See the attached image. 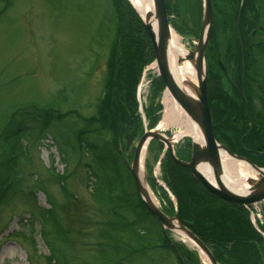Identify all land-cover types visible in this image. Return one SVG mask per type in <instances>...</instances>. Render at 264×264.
<instances>
[{
	"label": "rangeland",
	"instance_id": "rangeland-1",
	"mask_svg": "<svg viewBox=\"0 0 264 264\" xmlns=\"http://www.w3.org/2000/svg\"><path fill=\"white\" fill-rule=\"evenodd\" d=\"M118 6L123 15L117 14L112 0H0V165L8 161L11 154H16L18 162V173L13 172L9 178L10 183L14 181L13 185L0 192V264H49L51 254L65 257L67 264H181L174 246L186 264H200V261L209 264L193 243L174 232L169 235V247H163L165 234L157 221L139 206L133 177L118 156V153H123V157L129 153L132 159L141 135L137 132L131 139L123 140V137L115 138L107 129L111 128L108 121L114 125L115 107L126 108L115 82L112 85L110 61L118 33L127 26L132 27L128 23L131 16L127 9L134 5L129 0H117ZM167 7L172 30L179 36L177 30L186 33L180 41L191 50L201 30L203 0H168ZM133 10L143 25L142 15ZM212 29L210 40L214 38L217 56L224 59L229 48L225 45L229 33L224 31L222 23L214 34ZM150 44L154 54L151 41ZM243 46L246 48V44ZM251 50L255 54V47H249L246 54H251ZM154 62L155 54L146 66L138 62L137 67L141 65V69L134 98L141 106L136 114L142 125L148 123L145 109L153 107L151 115L158 116L157 127L164 116L166 86ZM206 69L208 76L207 60ZM236 73L239 78L241 69ZM248 74L246 67L243 84L246 92L251 80ZM158 80L163 86L150 98L153 84ZM221 81L227 84L226 79ZM230 97L239 104L236 93H231ZM106 98L113 102V108H105ZM208 105L210 109L214 106L209 99ZM215 105L218 114L210 110L212 125L219 128L215 138L220 144L241 151L244 139L237 130L241 114L226 112L225 103ZM24 111L43 112L51 120L50 126L45 129L31 118H23ZM104 113L108 115L107 121ZM122 114L123 120L127 114ZM56 115L59 117L55 118ZM14 124L22 131L5 139L6 128ZM79 127L90 129L92 135L88 133L86 136L90 137L85 138L96 142L103 150L106 147L112 152L111 148L117 146L113 151L120 162L121 177L105 176L85 146V140L76 137ZM175 130L177 127L172 124L161 128L160 133L170 138ZM191 143L190 137L173 141L175 155L180 160L191 159ZM13 144L12 152L8 146ZM161 145L156 142L148 145L142 169L158 206L168 215H175L177 200L168 188L170 178L164 170V167L169 168L170 156L165 154V159L158 164L165 150L164 144ZM24 148L23 158L20 152ZM174 163L172 182L179 189L183 177L185 184L191 181L187 169L192 173L189 168ZM256 164L263 168L264 160L259 159ZM1 179L0 168V189L6 187ZM62 185L66 192L61 189ZM48 206L56 209L63 230L49 224L45 242L37 234L34 249L16 232L27 231L21 220H31L33 216L42 219L39 207ZM262 223L264 227V218ZM37 230H40L39 224Z\"/></svg>",
	"mask_w": 264,
	"mask_h": 264
},
{
	"label": "trees",
	"instance_id": "trees-1",
	"mask_svg": "<svg viewBox=\"0 0 264 264\" xmlns=\"http://www.w3.org/2000/svg\"><path fill=\"white\" fill-rule=\"evenodd\" d=\"M113 4L118 11L117 14H119V16L123 15L121 8L119 6L117 7V0H113ZM127 11L131 16L128 23L132 27L127 26L123 29L122 33H118V43L116 44V48L113 49L110 61V73L113 77V80H111L112 85L115 82L114 86L117 89L116 91H118V93L123 96L126 108L121 110L118 107H115L116 111H114V113L116 118L114 119V125L111 124L112 121H108V124H110L111 128L107 127L108 130L113 132L115 138L123 137V140H129L131 137L136 135L137 132L140 133V135L143 132L142 120L139 117V114H136L138 110V104L135 103L136 98H134L136 97L135 84L138 73L141 69V65L138 67L137 65L138 62H141L144 64V66H146L154 59L149 37L146 34V31L143 28L139 18H137V13L133 10V8H128ZM182 34L186 33L183 32ZM149 51L151 52L150 55H148ZM145 63L147 64L145 65ZM157 82L158 83L154 82L153 84V92L151 93L150 98H153V96L156 95L158 90H160L163 86L161 81L158 80ZM119 101L121 100L119 99ZM105 102V108H107V106H109V108H113L112 101L106 98ZM119 103L123 105L122 101ZM153 109V107H148L145 109L147 113L148 126L150 128L153 127L156 120H158V116L151 115L153 113ZM122 113L127 114L123 120ZM104 115L107 121L108 115L105 113ZM22 117L31 118L35 124L37 123L39 126L45 127V129L50 126L51 120L48 119V117L43 112L29 113L28 111H24ZM58 117L59 116L56 115L55 118ZM100 126L98 128L103 129V127ZM82 128L83 127H79V129H77L76 137L83 142L85 140V146L93 154L94 160L102 168L105 176L111 175L112 177H121L122 171L120 168V162L125 165L126 169L128 166L120 153H118L120 162L115 159L114 156L116 155L114 154L113 148L117 146L113 145L114 147L111 148L112 152L105 147L104 149L107 152L106 154L105 150L100 148L96 142H88L85 138L87 137L86 134L88 135L89 133L92 135L93 132H91L88 128ZM213 128L216 137L217 134L215 132V127ZM20 131L22 130L17 128L16 124H14L13 126L6 128L3 136L5 139H8L11 135L18 134ZM237 133L239 134V132ZM153 142H156L159 147L162 146L160 142ZM8 147L13 152L15 149V144ZM229 150L237 153L236 149L233 151L229 148ZM20 154L23 156V158L25 157V148L21 150ZM168 160L170 162L169 168L164 167V170L165 173H167V176L170 178L168 181V188L173 192L177 200V214L180 221L197 237H199L209 248H211L214 257L220 264H264V241L261 235L252 227L247 210L241 205L225 202L210 194L201 185V183L188 172V169L187 173L189 179L191 180L190 183L185 184V178L183 177V180L180 181L179 189H176L172 182L174 178L171 173L176 164L170 157ZM165 162L166 160L164 163ZM0 168L1 173L3 174V179H1L2 185L6 184V187L0 189V192H3L14 183V181L11 183L9 182L11 174L13 172L15 174L18 173L16 172L18 171L16 154H11L8 161H3L1 163ZM133 184L135 185L134 180ZM61 189L66 192L64 185H62ZM32 195L36 196V193H32ZM138 202L143 211L152 216L160 225L157 218L145 208L139 197ZM55 211L56 209L53 206H49L48 208L39 207L38 214L42 219L38 220L37 217L33 216L31 220H21L24 228H27V231L25 230V232L22 233L16 232L17 235L22 237L23 240L28 241L29 244L35 249L36 235L39 234L45 242V231L49 224L53 227L57 226L59 229L63 230V228L60 226L61 224L59 219L56 217ZM38 224L40 226L39 231L37 230ZM164 239L163 247L167 248L169 247V242L166 235ZM48 258L49 264H67L65 257L61 258L57 254L56 256L51 254V256Z\"/></svg>",
	"mask_w": 264,
	"mask_h": 264
},
{
	"label": "water",
	"instance_id": "water-1",
	"mask_svg": "<svg viewBox=\"0 0 264 264\" xmlns=\"http://www.w3.org/2000/svg\"><path fill=\"white\" fill-rule=\"evenodd\" d=\"M129 2L132 5L130 0ZM133 8L135 9L134 6ZM202 8L203 17L201 30L196 42L194 43V47L191 50H188L187 54L183 58L178 59L179 63L185 60L191 62L196 70L197 85L192 86L196 95L195 99L188 96V94L179 87L169 69L167 49L170 28L168 24L165 0H152V9L145 14L144 18L142 17V21L154 49V64L157 67L158 76L163 80L166 86V92L170 93L179 106L197 124L203 136L204 142L201 145L192 139L191 159L189 161H182L175 155L172 138L166 137L156 129L149 130L145 124L144 132L135 146L134 155L131 159L130 154L128 153L126 156V162L133 176L136 189L141 200L148 211L157 218L163 229L172 233L174 232L182 238L187 239L205 255L209 264H217L208 247L195 234H193L191 230L180 222L177 213L170 217L152 202L149 190L147 191L146 189L147 182L144 174L143 172L140 174V162L147 145L151 140L156 139L164 144L173 161L189 168L192 176L198 179L203 187L217 198L227 202L244 205L264 198V169L258 168L250 162H247L242 157L231 153L224 145L217 142L213 134L211 113L207 99V69L204 61L205 48L212 28L211 0H203ZM152 20L157 23L156 32L152 28ZM219 150L224 151L232 158L249 164L257 172V178H249L246 180L250 188L244 194H237L233 192L221 181L218 173L221 161ZM200 164H206L211 167L216 185H213L201 173L198 169V165ZM177 257L180 259L179 255H177ZM181 262L182 264H185L182 260Z\"/></svg>",
	"mask_w": 264,
	"mask_h": 264
},
{
	"label": "flooded vegetation",
	"instance_id": "flooded-vegetation-1",
	"mask_svg": "<svg viewBox=\"0 0 264 264\" xmlns=\"http://www.w3.org/2000/svg\"><path fill=\"white\" fill-rule=\"evenodd\" d=\"M211 8L212 33L222 23L224 31L229 33L228 41L225 42L229 48L226 49V57L221 59L217 56L214 38L209 39L205 50L208 61V99L214 106L217 102L220 106L225 103L226 112L238 111L241 114L237 130L244 142L249 141L244 143L241 140L242 150L239 148L236 151L239 156L257 166L259 159L264 160V0H211ZM243 44H246V48ZM249 47H255V54L252 50L251 54H246ZM246 67L249 79L251 78L247 83V92L243 86ZM240 69L238 78L236 71L239 72ZM221 79H226L227 84ZM228 92L230 95L237 94L239 104L232 101ZM214 106L211 111L218 114L219 110H215ZM213 127L218 133L219 128ZM234 149L232 148L233 151Z\"/></svg>",
	"mask_w": 264,
	"mask_h": 264
},
{
	"label": "bare ground",
	"instance_id": "bare-ground-1",
	"mask_svg": "<svg viewBox=\"0 0 264 264\" xmlns=\"http://www.w3.org/2000/svg\"><path fill=\"white\" fill-rule=\"evenodd\" d=\"M130 1L143 18L145 17V14L152 9V0ZM151 24L153 30L156 32V21L152 20ZM180 39L181 38L173 30L169 31L167 49L169 69L179 87L185 91L188 96L195 99L196 95L192 86L197 85L196 70L189 61L185 60L181 63L178 62L179 58H183L187 54V49L183 47ZM164 108V116L159 125L156 127L157 131H161V128L163 127L168 128L173 124L177 127V130L174 131L172 137L174 143L181 140L183 137H190L195 142H198L201 145L203 144V136L197 124L186 114L169 92H166L164 95ZM219 154L221 161L218 173L221 181L233 192L237 194H244L250 188L246 180L249 178H257V172L247 163L230 157L222 150H219ZM142 168L143 157L140 162V174L143 172ZM198 169L213 185H216L210 166L200 164L198 165ZM146 189L147 191L149 190L147 186ZM149 194L152 202L158 206V202L150 190Z\"/></svg>",
	"mask_w": 264,
	"mask_h": 264
}]
</instances>
